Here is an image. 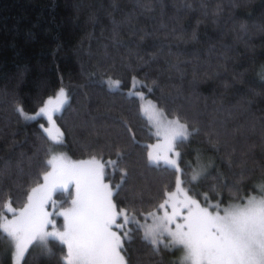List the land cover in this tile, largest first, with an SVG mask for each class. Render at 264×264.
Masks as SVG:
<instances>
[{"label":"trees","instance_id":"16d2710c","mask_svg":"<svg viewBox=\"0 0 264 264\" xmlns=\"http://www.w3.org/2000/svg\"><path fill=\"white\" fill-rule=\"evenodd\" d=\"M144 60L153 63L136 71ZM145 72L158 79L160 89L137 90L201 129L181 150L180 166L187 173L182 179H191L188 166L196 167L195 152L207 166L206 180L186 184L190 194L202 199L217 183L218 172L241 189H221L222 207L253 195L254 187L259 191L264 180V0H0V207L8 200L17 211L22 207L23 192L35 183L21 170L35 171L45 159H33L41 137L53 143L40 128L41 123L48 127L47 121L25 122L17 106L33 114L63 87L68 104L55 120L65 144L54 145L56 150L79 161L91 159L79 141L119 143L132 157L120 200H143V210H152L164 186L174 189L176 175L165 165L146 164L145 146L157 140L149 118L140 113L141 102L128 95L132 76L143 78ZM109 75L121 81L119 93L107 90ZM119 121L132 128L136 143ZM216 136L229 151L237 149L234 158L246 160L253 175L239 182L231 174L222 162L225 151H214ZM115 158L114 152L105 155ZM118 182L117 175L112 183ZM53 198L60 202L58 194ZM57 220L61 226L62 219ZM157 247L160 251H153L142 231L133 232L122 253L125 264H172L173 252L164 244ZM66 252L50 241L30 247L25 258L27 264H67ZM0 264H12L7 242L0 244Z\"/></svg>","mask_w":264,"mask_h":264},{"label":"snow or ice","instance_id":"6c2138e0","mask_svg":"<svg viewBox=\"0 0 264 264\" xmlns=\"http://www.w3.org/2000/svg\"><path fill=\"white\" fill-rule=\"evenodd\" d=\"M152 63V60H144L136 71L140 67H150ZM128 70H133L130 65ZM104 83L110 93L121 91V81L111 75ZM137 89L154 93L160 89L158 79L151 78L147 72L143 78L133 75L128 95L141 102L142 116L149 108L154 113L148 118L154 129L151 134L157 142L145 146L150 149L146 164L158 166L162 157L163 163L176 175L174 189L168 190L164 186L149 211L143 210V200L139 204L127 197L120 200L129 180L132 157L119 143L79 141L80 150L90 154L91 159L78 162L68 159L64 153L57 154L54 145L65 144L64 133L55 120L68 104L69 94L63 87L55 96H49L33 114L17 106L16 112L25 122L47 121L50 127L41 123L40 128L53 143L46 144L41 137L33 159L40 160L42 155L45 159L40 160L35 171L25 174L21 170V175H27L35 186L23 192L25 202L19 211L11 200L0 207V244L7 242L14 264H21V261L27 264L25 256L29 254V247L33 244L47 246L50 241L66 246L63 258L67 264H125L122 255L125 245L131 241L133 232L140 231L143 240L153 246V251L159 252L157 246L163 243L165 249L183 252L181 264H264V180L259 182V191L255 187L252 189L253 195L240 197V203L222 207L221 189L235 192L241 189L238 183H225L218 172L217 183L209 186L202 199L194 198L186 184L206 180L207 166L200 164V153L195 152L197 165L194 168L188 166L192 171L191 179H182L181 176L187 173L180 166L184 158L181 150L189 147L201 129L193 126L194 121L185 115L158 108ZM159 99L165 101L163 96ZM118 123L131 134V143H136L128 123ZM209 143L213 141L209 140ZM213 147L217 153L222 149L225 151L222 162L239 182L254 174L253 169L245 167L246 160L234 158L237 149L232 147L229 151L228 143L221 141L219 136ZM113 152L115 159H105V155ZM234 167L241 171L233 172ZM3 171L0 169V174ZM260 171L264 172V167ZM117 175L119 182L113 184ZM2 191L3 185H0V195ZM57 194L59 203L53 198ZM212 200L216 202L212 203ZM55 217L63 218L59 228ZM49 227L51 230H46Z\"/></svg>","mask_w":264,"mask_h":264},{"label":"rangeland","instance_id":"374dc122","mask_svg":"<svg viewBox=\"0 0 264 264\" xmlns=\"http://www.w3.org/2000/svg\"><path fill=\"white\" fill-rule=\"evenodd\" d=\"M145 107H147V105H145ZM152 116H154V113L152 112V110L149 108L148 109V112H147V114H146V117L148 118V117H152ZM151 122V121H150ZM48 127H50V125H48ZM154 130V129H153ZM53 135H55V131H53ZM156 143V142H155ZM154 143V144H155ZM149 151H150V149H149ZM161 152L163 151V149H161L160 150ZM59 153H62V152H58L57 151V154H59ZM154 155H155V153H154ZM73 161V160H72ZM79 161H81V160H79ZM73 162H78V161H73ZM159 164H162V165H165L164 163H163V159H162V157H161V160H160V163ZM166 166V165H165ZM72 191H73V193H74V189H72ZM58 203H59V201H57ZM230 204H236V203H230ZM229 204V205H230ZM228 206V205H227ZM227 206H225V207H227ZM48 210H50V211H54L53 209H48ZM19 211V210H18ZM57 218L58 217H55V219H56V221H58L57 220ZM61 219H62V223H63V218L62 217H60ZM62 223H61V225H62ZM60 226H58L57 225V228H59ZM130 227V226H129ZM46 230H51V228L49 227L48 229H46ZM165 243H168V241L167 240H165ZM161 244H163V243H161ZM32 246H35V244H33V245H31L30 247H32ZM36 246H38V245H36ZM29 247V248H30ZM65 248H66V246H65ZM172 252H173V257H174V260H173V262H172V264H181V261H182V257H183V255H184V253L183 252H181V251H179V250H177V249H173V248H169ZM66 250H67V248H66ZM123 255V254H122ZM23 261H21V264H23L22 263ZM12 264H14V262H13V260H12Z\"/></svg>","mask_w":264,"mask_h":264},{"label":"bare ground","instance_id":"6f19581e","mask_svg":"<svg viewBox=\"0 0 264 264\" xmlns=\"http://www.w3.org/2000/svg\"><path fill=\"white\" fill-rule=\"evenodd\" d=\"M46 97V96H45ZM45 99V98H44Z\"/></svg>","mask_w":264,"mask_h":264}]
</instances>
